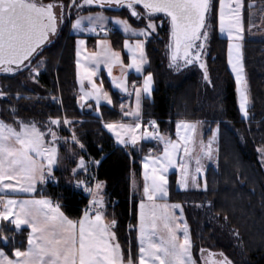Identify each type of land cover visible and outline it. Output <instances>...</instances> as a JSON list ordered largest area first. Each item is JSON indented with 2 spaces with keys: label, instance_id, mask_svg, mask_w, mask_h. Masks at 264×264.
Listing matches in <instances>:
<instances>
[{
  "label": "trees",
  "instance_id": "1",
  "mask_svg": "<svg viewBox=\"0 0 264 264\" xmlns=\"http://www.w3.org/2000/svg\"><path fill=\"white\" fill-rule=\"evenodd\" d=\"M65 3L67 5L69 0ZM262 5L264 0H243L242 56L249 95L247 118L240 109L236 82L229 69V41L219 35V0H212L206 27L207 41H198L205 44L201 55L208 80L204 79V69L199 67V62L179 70L168 66L167 25L157 27L146 39L148 62L145 73L153 76L155 88L152 98L144 101V120L155 121L159 133L166 138L176 139L177 121L198 123L200 129H205L204 141L216 128L219 133L216 163L203 172L202 189L195 192V200L190 201L193 197L190 192L178 189V173L170 177L169 201L184 206L197 264H203V253L211 251L218 255L223 253L232 264H264V167L259 158V148L264 146V38H252L247 30L252 11ZM93 12L121 17L137 29L146 24L143 19L134 20L126 10L85 9L73 13L72 18ZM69 30L65 28L57 43L45 51V69L35 87L27 81V69L0 72V93H3L0 95V120L13 126H17V121L34 122L41 131H47L50 126L59 137L68 141L67 144L63 140L57 141L61 156L69 158L68 167H63L59 159L58 167L53 170L58 180L41 186L35 196L55 200L69 218H80L89 197L82 189L74 188L71 170L77 167L75 161L82 156L90 167V174L95 172L97 179L104 182L106 218L116 221L113 229L116 241L126 258L130 253L137 264L139 203L143 199L142 160L151 150L161 153L163 146L158 140L144 142L137 149L115 144L103 122L121 119L116 97L114 106L100 107V116L79 108L75 60L78 36ZM117 32L121 41L123 36ZM115 37L111 36L113 44H116ZM92 38L88 37L89 40ZM65 117L72 121L70 132L63 125ZM55 119L61 121L59 127L50 125ZM73 132L84 145L83 149L70 141ZM50 138L45 137L46 141ZM95 160L100 161L99 166L91 163ZM205 178L207 192L203 190ZM0 227L4 228V235L15 236L6 245L0 240V248L9 256H13L15 247L26 249V230L18 231L7 221ZM203 238L207 240L204 242Z\"/></svg>",
  "mask_w": 264,
  "mask_h": 264
},
{
  "label": "snow or ice",
  "instance_id": "2",
  "mask_svg": "<svg viewBox=\"0 0 264 264\" xmlns=\"http://www.w3.org/2000/svg\"><path fill=\"white\" fill-rule=\"evenodd\" d=\"M77 5V0H71ZM113 6L127 8L130 15L137 20H145L146 24L139 30L133 29L126 20L115 19L113 23L119 25L124 33L145 40L156 32L158 24L153 18L160 14L169 18L171 43L170 67L179 70L182 67L199 62L204 69V79L208 80L207 69L202 59L204 43L208 39L206 19L212 10V0H82L78 7L84 5ZM233 4L235 6H233ZM56 5L42 3L40 0H0V70L14 73L28 68L30 74L39 75L37 69L32 68V60L39 54L43 46L56 35L58 30V16L54 11ZM63 8V5L60 6ZM142 9V11L138 10ZM241 0H219V30L227 33L231 43L228 47V63L236 75V82L240 85V109L245 118L248 116V95L244 87V65L242 60L241 43L244 39L242 26ZM62 15V14H61ZM92 27L85 29L84 20ZM108 18L103 14L80 17L71 27L78 31L97 33V26L107 35L105 25ZM99 34V33H97ZM98 51L87 53L85 41H78L76 52V67L83 92L82 100L94 99L97 109L101 101L112 104L111 98L102 88L97 87L93 80L101 64L107 67L109 75L115 66L122 69L127 67L137 73L143 72V66L148 62L145 54L144 41L137 39L134 44L124 41V48L130 53L131 63L124 65L119 52L112 49L106 40L98 41ZM183 63H180V62ZM91 85V91H84V81ZM116 88L129 96H135V108L123 112L124 116L134 118V123H106L104 127L114 134L116 142L127 147L135 146L141 140H158L163 144L162 153L157 156H146L143 163V199L139 203V256L137 264H195L192 257V240L187 221L183 217L180 204L166 202L168 196L167 173L171 169H178L179 184L187 189L189 178L196 187L200 175L203 173L201 161L216 160L218 149L214 147L217 136L204 144L200 142L201 155L193 157V145L196 143L197 124L180 121L176 124V139L165 137L159 133L155 121H149L153 131L144 130L141 123V95L142 92L151 96L153 76H145L142 89L135 88L128 91L126 75L120 80L113 79ZM210 83V81H209ZM3 95V93H0ZM19 99V97H17ZM83 107V105H81ZM123 111L124 105L121 104ZM13 127L0 120V193L35 194L38 184H46L49 180L56 182L53 174L59 165L60 147L58 140L68 141L59 137L49 126L47 131H41L34 122L17 121ZM64 124L70 125L66 117ZM59 119L51 120L50 125L59 127ZM218 131V130H217ZM50 136V140L45 139ZM71 142L84 145L72 133ZM195 160V170L191 169ZM77 167L71 170L74 188L82 189L89 196L88 207L78 219L69 218L61 209L59 202L41 197L39 199H14L7 196L0 197V224L7 221L20 230L27 226V248L15 247L14 258H10L0 250V264H134L130 253L126 258L120 244L116 242L113 229L115 219L106 218V204L104 182L90 174L89 165L82 156L75 161ZM99 166L100 161L91 162ZM89 174V175H85ZM81 177H84L83 179ZM92 181H95L93 184ZM203 190L208 191L207 179L203 180ZM158 200L164 201L157 203ZM211 207V204L208 205ZM180 210V216L176 210ZM227 220V217H225ZM4 228L0 227V240L8 243L15 236L4 235ZM182 234V235H181ZM239 237V233H234ZM204 249H201L203 252ZM213 255V254H210ZM221 259L211 260V264H232L220 253Z\"/></svg>",
  "mask_w": 264,
  "mask_h": 264
},
{
  "label": "crops",
  "instance_id": "3",
  "mask_svg": "<svg viewBox=\"0 0 264 264\" xmlns=\"http://www.w3.org/2000/svg\"><path fill=\"white\" fill-rule=\"evenodd\" d=\"M226 2H228V0H226ZM241 3H242V9H241L242 26L244 28V21H243V0H241ZM233 6H235V5L233 4ZM218 15H219V10H218ZM105 16L107 17L108 15H105ZM113 24L114 23H111V22L109 23V26L108 27L111 28L112 31H109L108 30L109 28H107L106 29L107 35H105V33H104L103 36H99L96 33V35H93V36L92 35H87V36H83V37H80L79 36L76 39V52H77L78 41L79 40H84L85 41V47L87 49V53L88 54H91V53L96 52V51L99 50L98 49V46H97L98 45V41L103 39V40H106L111 45V47H112V49L114 51L120 53V55H121V57L123 59L124 65L125 66L129 65L131 63L130 53L128 52V50L126 48H124V46H123L124 45V41L125 40H128V42L130 44H134L137 39H140V40H143L144 41V48H145V46H146V40H145L144 37L130 36V38H129V36H127V34H125L123 32V29L120 26H119V28H116V27L112 26ZM116 32L117 33H121V35L123 36V38H122L121 41H120L119 37L117 36ZM113 35L116 36L115 37L116 38V44H113V42H112L111 36H113ZM219 35L222 38L225 37V39H227V37H228L227 36V33H221L220 30H219ZM243 35H245V31H244ZM88 37H94V38H92L91 40H89ZM242 41H240V43H241V52H242ZM230 43H231V41H229V44ZM145 54H146V49H145ZM146 58H147V55H146ZM75 60H77V56L76 55H75ZM242 60H243V56H242ZM146 66H147V63L143 66V72L142 73H137L134 69H129L127 67H125V68L122 69L120 66L117 65V66L113 67L112 73H111V75H109V72H108L107 67H105L103 64H101L100 67H99V70L96 72V75L93 77V80L96 83L97 87L102 88V90L108 94V96L112 100V104L109 105L106 101H101L98 109H97V105H96V102H95L94 99H86V100H82L81 99V97L83 96V92H81V85H80L79 77H78V69L76 68V80H77V87H78V92H79V97H78V106H79V108L82 111H88V112L89 111H92L94 116H100V107H102L104 105L105 106H110V107L114 106V97H116V106L118 107V110H119V112L121 114V119L119 121H116V122H112V121H108L107 122L106 121V122H103V125H105L106 123H125V124H132V123H134V118L131 117V116H124L123 115V112L129 111V110H132V109L135 108V96L134 95L129 96L127 93L122 92L120 89L116 88L115 85H114V83H113V79L115 78L116 80H120L122 78V74H124V75H126V78H127V84H128V91L129 92H134L135 88H141L142 89V85H143L144 78H145L146 75H148L147 73H145ZM229 68H230V71H231V73L233 75V78H234V80L236 82V79L234 77V72L232 71L230 65H229ZM153 81H154V78H153ZM236 86H237V90H238V87H240V85H238L237 82H236ZM244 86H245V84H244ZM154 88H155V82L153 83L151 96H148L147 94H144L143 92H142V95H141V117H142L141 123L143 124V128L141 129V131H144V120H143L144 119L143 118V105H144V101L146 99H151L152 98V94H153ZM84 91L85 92L91 91V85L89 84V82L87 80L84 81ZM55 99L59 100V98H55ZM238 102H239V99H238ZM121 104L124 105L123 111L121 110V107H120ZM81 105H83V107ZM148 124H149V122H148ZM105 130L113 137L115 144L117 146H119V147L137 149L144 142L151 141L150 139H148V140H141L135 146H132V145L129 144L127 147H125L124 145H120V144H118L116 142V138H115V136H114L113 133L109 132L106 128H105ZM161 153L157 154L153 150H151L147 156H149V155H151V156H157V155H160ZM192 155H193V157H195V154H192ZM144 158L142 160V167H143V163H144ZM89 169H90V167H89ZM173 173H178V178H179V175H180L178 169H171L167 173V179H168V186H167L168 187V196L166 198V201L167 202H170L169 201V196H170V177H171V175ZM85 175H88V174H85ZM142 179H143V175H142ZM143 183H142V187H143ZM43 185L38 184L37 185V191ZM37 191H36V193H37ZM35 194L11 193V192H9V193H0V197L7 196V197H10V198H14V199H30V198H33V196H34V198L39 199L38 197L35 196ZM142 195H143V193H142ZM1 225L2 224H0V226ZM20 230H26L27 232H30V229H28L27 226H22V228ZM26 248H27V246H26ZM0 250H3V249L0 248ZM9 257L10 258H14V256H12V257L9 256Z\"/></svg>",
  "mask_w": 264,
  "mask_h": 264
},
{
  "label": "rangeland",
  "instance_id": "4",
  "mask_svg": "<svg viewBox=\"0 0 264 264\" xmlns=\"http://www.w3.org/2000/svg\"><path fill=\"white\" fill-rule=\"evenodd\" d=\"M42 3H45L44 1H40ZM47 3H52L54 5H56V7L54 8V11L57 13V16L60 15V19H58L59 23H58V27H60V33L58 32L57 36H56V39H51L50 40V45H45L44 48L42 50L39 51V54L37 56H35L32 60V64H31V67L32 68H35L37 69V71L39 72V75L38 76H34V74H30V71L28 68H24L23 71H25V69H27V81H29L30 84H32L31 86L35 87V84H37V82L39 81V77H40V74L44 71L45 69V63H46V59L43 58L44 54H45V51L50 48L51 46L55 45L57 43V41L59 40L60 36L62 35V32L65 30V28H69L71 34H74L76 36H80V37H83V36H87V35H96V33H93V32H89V31H84V32H78L76 30H74L71 25L75 22V20L77 18H80V17H88L90 15H97V14H103L105 16V14L103 12H93V13H88V14H79L78 16H76L74 19L72 18V14L74 13H78V12H81L85 9H90V8H87V7H82V8H79L78 5L82 3V0H79V2H77V5H73L71 0H69V3L66 5L65 3V0H53L51 2H46L45 4ZM63 5V8H61L60 6ZM59 10H60V14H59ZM90 10H94V9H90ZM99 10V9H98ZM62 14V15H61ZM130 15V14H129ZM131 16V15H130ZM108 18V22L107 24L105 25V29L109 28V23H113V20L115 19H120V20H126V19H123L121 17H118V16H107ZM133 18V17H132ZM134 19V18H133ZM154 20L156 19V23L158 24V28L160 29L161 27H165V25H167V28L169 26V22H168V19L165 18V17H162V16H158V17H155L153 18ZM136 20V19H134ZM129 24L130 22L128 20H126ZM137 21V20H136ZM139 21V20H138ZM131 25V24H130ZM112 26L116 27V28H119V25H115L113 24ZM84 27L85 29L87 28H90L92 27L91 24L88 23V21L85 19L84 20ZM131 27L133 29H137V28H134L132 25ZM111 29V28H109ZM108 29V30H109ZM139 30V29H137ZM248 32H249V35L250 37L252 38H255V39H263L264 38V6L262 5L259 9H255L252 11L251 13V17H250V25L248 26ZM244 31H245V28H244ZM100 30H99V27L97 26V33L100 34ZM124 32V31H123ZM126 34V33H125ZM127 36H131V34H127ZM148 38V37H147ZM225 38V37H224ZM228 39V37H227ZM229 40V39H228ZM168 43V42H167ZM166 53H167V46H166ZM229 64V63H228ZM168 66H169V63H168ZM170 67V66H169ZM174 68V67H172ZM230 69V68H229ZM22 71V70H21ZM244 75H245V72H244ZM234 77L236 79V75L234 73ZM245 77V76H244ZM246 82V81H245ZM245 89L247 91V84L245 83ZM239 91H240V87H238V90H237V94H238V99H239V106H240V94H239ZM247 95H248V91H247ZM248 100H249V95H248ZM248 107H249V103H248ZM144 120V119H143ZM70 121V120H69ZM72 122V121H71ZM180 122V121H177L176 124ZM187 122H191V123H196V122H193V121H187ZM198 125V123H196ZM65 126V128L68 130V132L72 131L71 129V126L70 125H67V124H63ZM13 126V125H11ZM13 127H16V126H13ZM152 129V128H151ZM218 129L216 128L211 136H209L207 138L206 141L203 140V137H204V134H205V129L202 127L200 129L199 126H197V133H196V137H195V140H199L198 143H195L193 145V153L192 154H195V157H198L201 155V150H200V142L203 141L204 144H207L209 140L212 139L213 135H216L217 136V142L216 144L214 145L215 148H218V139H219V133L217 131ZM153 131V129L151 130ZM175 136H176V127H175ZM71 141V140H70ZM163 146V144H162ZM80 148V147H79ZM156 153V152H155ZM216 155V159H217V153L215 154ZM259 158H260V161L264 167V146L260 147L259 148ZM59 159H61V162L63 163V167H68V160L69 158L68 157H65L63 154L61 156V152H60V156H59ZM64 161V162H63ZM202 165H203V169L205 171V169L211 164H215L216 163V160L214 161H209L207 159H203L201 161ZM195 160L193 159L192 160V163H191V169L192 171L194 172L195 170ZM57 168V167H55ZM54 168V169H55ZM203 171V172H204ZM89 175V174H88ZM179 179H180V175H179ZM179 179H178V182H177V186H178V189H183L180 187V184H179ZM203 179V173L200 175V178L198 179L197 183L200 184V187H196V185L192 182L191 180V177L189 178V185H188V188L187 189H183L185 190L186 192H190L191 195H193V197L190 199V201H193L195 200L194 199V194L195 192L197 191H200L202 189L201 187V183H200V180ZM43 187V186H42ZM192 192V193H191ZM141 202V201H140ZM164 201H161V200H158L157 203H163ZM167 202V201H166ZM169 204H180L182 206V209H183V217L184 219L187 221L186 219V216H185V211H184V206L183 204L181 203H171V202H167ZM180 210L177 209L176 210V215L177 216H180ZM207 218V217H206ZM206 220H209V218H207ZM188 224V222H187ZM138 227H139V222H138ZM188 227H189V233H190V236H191V240H192V245L194 243V239L192 237V234L190 232V225L188 224ZM182 235V234H181ZM204 242L207 240L206 238H203ZM138 241H139V238H138ZM192 257H193V260L195 261V258L193 256V251H192ZM195 264L196 261H195Z\"/></svg>",
  "mask_w": 264,
  "mask_h": 264
},
{
  "label": "water",
  "instance_id": "5",
  "mask_svg": "<svg viewBox=\"0 0 264 264\" xmlns=\"http://www.w3.org/2000/svg\"><path fill=\"white\" fill-rule=\"evenodd\" d=\"M83 7H87V8H90V9H99V10H109V11H114V12H121L124 8H120V7H116L115 5H113V6H105V7H103V8H101V7H99L98 5H92V6H88V5H84ZM79 8H81V7H79ZM127 11H128V13L130 14V11L127 9V8H125ZM210 14H211V11H210V13L208 14V16H207V19H206V27H207V22H208V19H209V16H210ZM159 16H162L163 17V15L162 14H160ZM132 17V16H131ZM134 18V17H133ZM166 18V17H165ZM134 19H136V18H134ZM168 19V22H169V18H167ZM137 20V19H136ZM138 21V20H137ZM58 31H59V27H58V30H57V33H56V35H54V36H51L50 37V40L51 39H56V36H57V34H58ZM50 41L47 43V44H45V45H50ZM171 43V35H170V22H169V26H168V43H167V57H168V63H169V65H170V48H169V44ZM44 45V46H45ZM44 46H43V48H44ZM42 48V49H43ZM1 71H3V70H0V72ZM7 243H5V245H6Z\"/></svg>",
  "mask_w": 264,
  "mask_h": 264
},
{
  "label": "flooded vegetation",
  "instance_id": "6",
  "mask_svg": "<svg viewBox=\"0 0 264 264\" xmlns=\"http://www.w3.org/2000/svg\"><path fill=\"white\" fill-rule=\"evenodd\" d=\"M123 10H125V8ZM138 10L142 11V9H138ZM59 14H60V10H59ZM58 19H60V15H58ZM58 32L60 33V27H59V31ZM210 254H213V255H210ZM203 257L205 259V262L203 264H211V260H213V259H217V260L221 259V257L218 254H216L215 252H212V251L207 253V254L203 253Z\"/></svg>",
  "mask_w": 264,
  "mask_h": 264
},
{
  "label": "built area",
  "instance_id": "7",
  "mask_svg": "<svg viewBox=\"0 0 264 264\" xmlns=\"http://www.w3.org/2000/svg\"><path fill=\"white\" fill-rule=\"evenodd\" d=\"M145 129L146 130H148V131H150V127L148 126V125H145ZM95 177H96V175H95ZM57 177H56V181H57ZM96 179H97V177H96ZM48 182H50V183H52V184H54L55 182H53L52 180H49ZM92 183L94 184L95 183V181H92ZM53 202H56V201H53ZM86 209V208H85Z\"/></svg>",
  "mask_w": 264,
  "mask_h": 264
}]
</instances>
